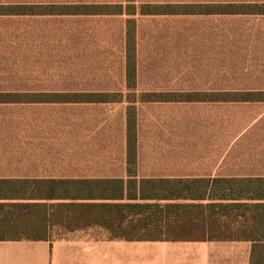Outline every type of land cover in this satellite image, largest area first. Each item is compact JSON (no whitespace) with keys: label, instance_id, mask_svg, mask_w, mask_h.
<instances>
[{"label":"crops","instance_id":"0c3cea01","mask_svg":"<svg viewBox=\"0 0 264 264\" xmlns=\"http://www.w3.org/2000/svg\"><path fill=\"white\" fill-rule=\"evenodd\" d=\"M71 1L40 6L122 10L42 15L76 21L73 39L56 34L45 50V78L39 58L5 55L33 42V29L0 24V96L16 97L0 101V188L26 192L45 181L58 193L42 201L45 240L1 236L9 240L0 241V264H250L254 244L227 240L239 237L217 213L178 222L175 207L235 203L220 199V181L264 178V100L226 98L264 97V14L241 9L264 0ZM60 28L45 26V45Z\"/></svg>","mask_w":264,"mask_h":264},{"label":"trees","instance_id":"16d2710c","mask_svg":"<svg viewBox=\"0 0 264 264\" xmlns=\"http://www.w3.org/2000/svg\"><path fill=\"white\" fill-rule=\"evenodd\" d=\"M148 12H156L158 8L151 7ZM244 11H252L264 14V7L247 6L241 7ZM122 10L121 7H56V6H0V16H42V15H64L73 13H84L88 15H107L115 14ZM45 11V12H44ZM134 22H129L128 31V76L130 85H134L136 77V42H135V26ZM4 98H16L8 96H0V101ZM41 98V97H35ZM104 100L110 97H93ZM194 97H178L179 100L192 99ZM240 99L245 101L264 100L261 95H244L237 97H226ZM135 119L130 113V142L129 150L131 154L136 151V132ZM222 185L221 200L235 202L226 203L219 207H186L176 206V221L182 222L189 217L203 218L205 213L212 216L217 213L226 223V231L235 234L236 241L252 242L253 249L251 251L250 264H264V178L259 179H236L220 181ZM184 185V184H182ZM30 190L7 191L0 188V199L17 200V203H0V237L7 235H22L27 233L29 236L35 237L32 241H43L39 233L45 230V213L49 207L42 203L45 200H54L58 197L56 188L50 189L49 184L45 181H32L29 186ZM183 188H185L183 186ZM184 193L185 191H181ZM19 200H26L28 203H21ZM19 201V202H18ZM32 202V203H31ZM135 209V208H134ZM139 211L146 213L143 220L151 222L155 218L154 210L150 207L138 208ZM35 234V235H34ZM38 235V236H37ZM38 237V238H36ZM9 239L1 238L0 241ZM21 241V239H11ZM153 241V240H147Z\"/></svg>","mask_w":264,"mask_h":264},{"label":"rangeland","instance_id":"374dc122","mask_svg":"<svg viewBox=\"0 0 264 264\" xmlns=\"http://www.w3.org/2000/svg\"><path fill=\"white\" fill-rule=\"evenodd\" d=\"M8 1H14V2H31L35 5H45V2L47 3H66V2H74L71 0H8ZM45 7V6H44ZM45 12V11H44ZM75 20L73 17H64V18H47L45 19V16H36V17H29V18H21V19H13V20H6V19H0V24L6 23V24H15L18 28L20 26H26L28 29L32 28L33 33L31 37H33V42H28V44L25 46V49L23 50L19 44L14 48H8V53H6V56H14V55H25L28 58H39V62L35 64V72L37 74L42 75L43 78L45 74H49L47 72L49 64H45V50L47 51L48 47H50V44L54 46V40H56V36L60 34L61 37H64L67 39V41L73 39V32L72 28L75 24ZM183 28L185 27V24L183 23ZM45 26H58L62 27L60 28V31H47L46 35L48 40L52 37L53 41L51 43H46L45 45ZM185 33V31H184ZM57 34V35H56ZM58 37V36H57ZM169 38V37H167ZM182 38H186V36H182ZM189 38V37H187ZM66 43V42H65ZM68 44V43H66ZM63 51L66 52V54H73V47L69 48V44L66 47H63ZM46 70V71H45ZM45 82V80L43 81ZM35 83L38 85L40 84V80L35 81ZM35 85V86H37ZM45 233V232H44ZM43 232L39 233V235L44 236ZM25 235L29 236L27 233ZM33 234H31L32 236ZM35 235V234H34ZM38 236V235H37Z\"/></svg>","mask_w":264,"mask_h":264}]
</instances>
